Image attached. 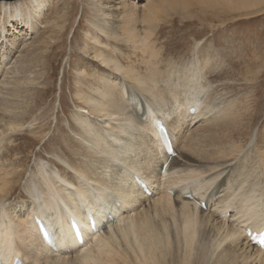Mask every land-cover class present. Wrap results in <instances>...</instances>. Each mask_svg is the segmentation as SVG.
Segmentation results:
<instances>
[{"label": "bare ground", "instance_id": "obj_1", "mask_svg": "<svg viewBox=\"0 0 264 264\" xmlns=\"http://www.w3.org/2000/svg\"><path fill=\"white\" fill-rule=\"evenodd\" d=\"M88 1L96 15L90 17L93 29L85 31L88 40L81 50L86 56L77 67L81 105L66 132L69 141L64 138L74 159L62 147L56 154L60 168L41 159L27 188L31 199L15 205L7 200L25 169L16 166L19 158L11 161L4 153L14 145L15 133L25 130L26 119L17 118L14 98L0 100V256L6 263L19 256L23 264H264V252L246 235L247 229H264V125L252 134L251 94L215 97L206 90L215 57L203 47L195 49L194 70H181L171 61L165 70L160 67L152 26L140 30L138 25L156 19L167 5L174 8L175 0ZM209 1L231 8L247 5L245 0ZM52 2L0 1V97L12 82L7 75L15 50L41 24L47 27ZM123 46L142 51L144 73ZM258 46L264 51V45ZM89 57L101 65L87 66ZM253 64L260 65L257 73ZM263 64L255 47L241 77L254 80ZM154 120L165 122L176 156L159 148ZM136 176L153 188L151 195L135 186ZM186 193L191 196L185 198ZM33 214L59 238L62 247L54 253L40 247ZM87 216L93 217L95 229ZM71 217L80 224L82 244L72 232Z\"/></svg>", "mask_w": 264, "mask_h": 264}, {"label": "rangeland", "instance_id": "obj_2", "mask_svg": "<svg viewBox=\"0 0 264 264\" xmlns=\"http://www.w3.org/2000/svg\"><path fill=\"white\" fill-rule=\"evenodd\" d=\"M85 1L53 0L46 14L47 19H45L50 23H46L47 27L45 28L41 24L36 34L33 33V36L30 34L28 36H31L30 39L25 41L27 44L21 43L22 48H17L14 52L16 56L13 55L10 60L11 64L8 67L10 69H8L9 74L7 77L9 76L8 81L10 79L12 82L10 85H6L5 93L7 96L3 91L4 95L2 94L0 100H5L8 96V99L14 98V101L9 100L13 101L12 106H14V109L15 107H17L16 110L18 107L20 108L17 110L18 114L20 113L17 118L26 119V126L24 131L15 133L16 141L14 145H10L8 152L4 153L7 158L11 157L9 158L11 161L19 158L20 162L16 166L19 169H25L24 178L21 181L19 180V183L15 181L16 187L12 191L14 195L7 200L8 203L15 205L17 200L31 199L27 188L32 184L34 177L32 173H37L41 159L53 162L55 165L58 164L56 154H62L61 147L68 152L71 159H74L65 143V140L69 141L65 136L66 132H70V123L73 124L72 116L74 112L77 111L78 105H81L76 97V91L79 89L77 85V67L82 65V56H86L81 51L83 49L82 45L88 40L85 31L93 29L89 24V20H92L96 15L91 2ZM176 1L177 5H175ZM260 1L249 0L248 2V0H245L246 6L231 8L218 3H211L209 0H175V9L173 4L167 5L168 8L165 6L157 13L156 19L158 20L152 19L147 21L148 23L143 24V22H140L138 25L140 30H148L152 26L151 29L153 28L155 37H153L155 40L152 39L153 44L155 41L153 49L160 50L158 59L162 61L160 67L164 70L169 61L181 70L184 68L187 71L194 70L196 47H203L202 50L205 54L212 51L213 53L209 54L215 58L213 64L210 63L211 73L207 76L209 82L212 83H208L206 90L213 91L212 94L215 97L216 94L218 96L227 94L226 96L230 95L232 98L243 96L245 93L251 94L254 99L251 97L253 106L250 117L255 118L253 119L255 125H252L254 131H251L252 134L259 130L258 127L264 125V69L252 81L244 80L240 73L246 70L247 58L252 57L255 47L259 48V55L264 59V51L258 46V43L261 46L264 45V0ZM137 2L140 6L144 3L142 1ZM177 6L181 7L177 8ZM170 7L171 11H169ZM166 10L168 11L167 15H165ZM139 11L142 12V10ZM52 17L54 19H51ZM53 21H57L58 24L54 26ZM145 24L149 25L146 26ZM123 49L131 54V61L136 63L137 66L140 65L139 67L144 73L146 69L142 62V51H133L132 48L129 50L126 46H123ZM17 55H20V57H17ZM124 61L125 64L128 63L127 60ZM91 63L96 66L97 64L101 65L99 61L89 57L87 66ZM252 68V73H257L260 65L253 64ZM234 74H237V79L231 77ZM16 80L18 81L16 82ZM15 82L18 83L16 86ZM14 87H16V91ZM30 87L31 89H29ZM8 89L13 90L9 91ZM36 89L39 90L38 93ZM11 91H18L22 97L14 92V96L11 95ZM15 100L18 102H15ZM14 102L17 104L15 105ZM24 117L25 119H22ZM39 126L43 128V132L32 134L31 129ZM25 132L26 134H24ZM262 133H264L263 130L260 131V134ZM17 144L20 148H17ZM17 154H20V156ZM23 158L25 159L24 163L22 162ZM57 166L59 167V164Z\"/></svg>", "mask_w": 264, "mask_h": 264}, {"label": "water", "instance_id": "obj_3", "mask_svg": "<svg viewBox=\"0 0 264 264\" xmlns=\"http://www.w3.org/2000/svg\"><path fill=\"white\" fill-rule=\"evenodd\" d=\"M1 1V0H0ZM7 1H10V0H7Z\"/></svg>", "mask_w": 264, "mask_h": 264}]
</instances>
